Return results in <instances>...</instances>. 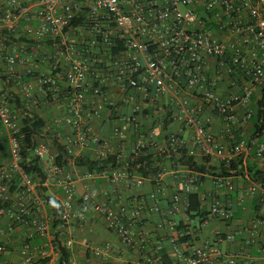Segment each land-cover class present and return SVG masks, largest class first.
<instances>
[{
    "label": "built area",
    "instance_id": "2783aa9c",
    "mask_svg": "<svg viewBox=\"0 0 264 264\" xmlns=\"http://www.w3.org/2000/svg\"><path fill=\"white\" fill-rule=\"evenodd\" d=\"M0 61L11 69L23 66L24 74L34 77L21 81L22 74L14 72L20 108H11L8 90L0 91V144L4 138L9 152L5 158L0 147V200L11 201L0 207V264H46L55 249L54 233L69 247L75 204L81 219L89 210L98 214L117 243L91 248L104 260L89 264H251L256 240L264 252V217L252 218L242 230L224 228L234 217L230 199L213 195L204 212L186 211L187 194L198 190L197 173L170 168L183 195L173 193L164 203L162 171L144 178L107 164L85 171V178H104L126 189L148 179L149 197L129 194L123 200L107 190L101 198L92 191L77 195L75 164H57L53 143L55 137L72 156L113 155L121 163L124 140L132 134L130 152L185 147L197 158L216 156L225 163L236 155L246 163L252 156L263 167L264 123L254 138L247 135L264 99V0H0ZM54 103L64 105V114L50 120L51 143L38 137L30 149L44 176L33 180L20 166V118ZM116 105L128 106V113L115 116L122 124L112 127L119 139L114 142L94 133L91 118L105 110L109 115ZM165 118L170 120L166 130ZM212 119L221 123L218 134L228 137V145L214 140ZM189 136L198 155L186 144ZM16 172L22 188L11 194L7 182ZM233 177L213 179L228 194L235 189ZM244 177L248 183L237 190L239 199L264 192L262 182L248 173ZM38 185L61 192L53 195L62 206L59 224L53 223V205L38 193ZM199 199L203 207L206 195L200 192ZM147 208L159 216L150 230L142 219ZM21 228L24 239L9 257L6 244ZM35 235H51V248L31 246L28 240Z\"/></svg>",
    "mask_w": 264,
    "mask_h": 264
},
{
    "label": "crops",
    "instance_id": "0c3cea01",
    "mask_svg": "<svg viewBox=\"0 0 264 264\" xmlns=\"http://www.w3.org/2000/svg\"><path fill=\"white\" fill-rule=\"evenodd\" d=\"M48 64V61L44 62L43 67H46ZM23 66L16 65L12 69L8 67V65L4 62L0 61V72L2 75H5L7 79H11L12 83L11 85L3 82L0 79V84L6 88L8 91H18L19 87H17V83L14 80V72H18L19 74L25 75L23 71ZM29 81H33L34 77L33 75L29 76ZM128 106L122 107V105H116L113 112H109V115L107 111H102L101 114L95 118H91V122L93 125L94 133L99 135L101 138L113 140L116 142L117 138L113 136L112 134V127L115 124H122V120L119 119V116L122 114L128 113ZM42 111V112H41ZM40 116L45 119L46 123L44 126V129L46 131H52L53 129L49 127L50 120L53 117H59L63 116L64 114V105H59V103L54 104H46L45 106H41L40 109ZM213 123L211 125V131H213L214 140L217 143H224L225 145H228V137L226 135H220L218 134L220 122L219 120L212 119ZM68 127L63 123L62 131H67ZM126 131H128V128L126 127ZM126 137H131L130 139L127 138L124 140L123 143L125 155L129 153L132 149L131 146V139L136 137L134 135H127ZM47 141L48 144L51 143V139L49 137L42 138ZM187 146L190 150L194 153H198L196 148L192 146L191 143V137H187ZM52 151L55 152V149L52 147ZM198 155V154H197ZM248 161H253L255 164H257L252 156L248 158ZM211 165H218L219 164V158L216 156H212L209 163ZM259 165V164H257ZM73 168V171L76 176L75 180V192L77 195H81L86 191H92L95 192L99 198L102 197L101 192L103 190H107L108 193L113 197H120L123 200L128 199L130 196L129 194H136L138 196H144L145 198L149 197V194L153 191V185L148 180L145 179L141 185L133 186L130 189H126L123 185H115L104 178H95L93 180L87 179L84 176V173L86 170H84L81 167H78L76 165H71ZM260 166V165H259ZM173 170L170 169L168 165V161H166L162 166V184H163V190H164V196L162 197V201L164 203L168 202L171 198V195L173 193H178L181 198L183 193L178 191L176 188V181L173 176ZM234 182V190L226 194L224 187L218 186L212 177H207L205 181L202 183L203 190L200 191L204 193L207 197V203L204 204L203 210H207L209 208L208 203L211 200V196L216 195L221 200L224 199H230L233 202V210H234V217L229 220L224 227L228 231H237L242 230L245 228L250 220L254 217H264V192L262 191H256L253 194H247L242 200L238 198L237 196V190L243 189L247 183L248 180L244 177V175L233 177ZM47 194L54 195L58 194L59 196V190L55 189H48ZM151 204V200H148ZM166 206V205H165ZM51 205L47 206L48 211H50ZM180 209H182V200H181V206ZM32 214H36V209L33 207ZM179 216V213L174 214V218H177ZM159 216L157 214H154L153 212H150V210L147 208L143 213V224L145 227H147L149 230L153 229L155 222L158 220ZM179 218V217H178ZM70 225L73 226V229L70 230L69 236L72 239V243L67 249L70 251V258L73 260H76L79 263H85L89 264L93 261H100L104 260V258L95 257L92 252L91 248L97 247V246H103L105 243L110 242L114 247L117 246L116 239L105 227V224L102 220V218L96 214L93 210H89L85 214V218H80V210L78 209V206L75 204L73 214L70 216ZM24 232L25 228L17 229L10 237L6 244V248L8 249L7 255L9 257H14L17 254V250L19 246L21 245L22 240L24 239ZM244 234V232H243ZM52 236H43L39 237L37 235L31 237L28 241L33 247H40L45 246L46 248L50 247ZM226 247H228L226 245ZM52 249V256L50 257L49 261H47L46 264H59L58 263V251L54 248ZM253 252V262L251 264H264V252H261L259 250L258 242L256 240L255 244L252 247ZM105 257V256H104Z\"/></svg>",
    "mask_w": 264,
    "mask_h": 264
},
{
    "label": "trees",
    "instance_id": "16d2710c",
    "mask_svg": "<svg viewBox=\"0 0 264 264\" xmlns=\"http://www.w3.org/2000/svg\"><path fill=\"white\" fill-rule=\"evenodd\" d=\"M26 3V2H25ZM49 43V42H48ZM34 75L37 74L36 71L33 72ZM0 79L3 82H6L11 85L12 80L7 79L5 75H2L0 72ZM21 81L29 79L28 75H22L20 77ZM10 103L12 104V109H17L22 107V102L20 101V97L18 94L14 93V91H9ZM21 128L19 137L21 138V144L23 145L22 149V160L20 161V166L26 175L35 180L36 175L43 176L42 167L40 162L36 156H34L31 152V148L33 144H35L36 139L39 138H52L54 135L51 131H46L44 129L45 119L42 118L36 112H24L20 118ZM170 120L164 119V130L167 129V125ZM264 123V99L259 102V105L256 109V113L253 117H251L249 124V134L247 135L249 139L254 138L261 131V128ZM143 129L145 125H143ZM159 135L157 138H160ZM53 143L56 144V156L55 161L60 166H67L68 164L74 163L76 166L83 168L89 172H96L102 166L110 164L112 167H124L128 171L135 173L136 175L142 176L144 178H152L157 176L159 172L162 171V164L168 161L171 169L183 168L187 169L193 173H197L199 175V179L197 182L198 190L191 191L187 194V212H204L203 207L201 206L199 193L203 190L202 183L209 177L216 176H241L244 173H248V176L256 181L262 182L264 184V166L259 167L253 161L243 162L241 155H236L232 157L228 162L219 161L218 165L208 164L210 160L208 157L202 156L201 158H197L194 155L190 154L185 147H181L177 149L176 152H173L169 147L167 150L159 151L152 148H144L139 153L129 152L125 156L123 162L117 163L115 156L108 155L103 160H96L88 155H79L72 156L67 153L63 146H59L55 137H53ZM236 138L239 139L240 136L236 134ZM0 147L2 149V155L5 158L9 157V152L7 150V142L4 138L1 140ZM9 192L11 194L16 193L22 187L20 185V176L16 172L14 173L12 179L8 182ZM37 191L40 195L45 197L48 204L53 205V216L52 221L55 225L59 224V219L57 216L62 212V206L58 199H56L53 195L47 194V188L41 185L37 186ZM61 192H59L60 194ZM11 206V201L0 200V207ZM201 211V212H200ZM55 238L53 239V243L55 249L58 251V263L59 264H68V259L70 257V251L61 245L58 238H56V234L54 233ZM45 261V260H44ZM43 262V261H42Z\"/></svg>",
    "mask_w": 264,
    "mask_h": 264
},
{
    "label": "rangeland",
    "instance_id": "374dc122",
    "mask_svg": "<svg viewBox=\"0 0 264 264\" xmlns=\"http://www.w3.org/2000/svg\"><path fill=\"white\" fill-rule=\"evenodd\" d=\"M0 91H6V88L3 86V84L2 85L0 84Z\"/></svg>",
    "mask_w": 264,
    "mask_h": 264
}]
</instances>
